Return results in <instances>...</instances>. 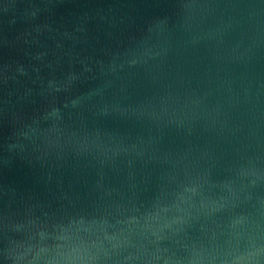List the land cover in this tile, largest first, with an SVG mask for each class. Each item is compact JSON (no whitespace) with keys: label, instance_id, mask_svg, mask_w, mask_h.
Here are the masks:
<instances>
[{"label":"water","instance_id":"1","mask_svg":"<svg viewBox=\"0 0 264 264\" xmlns=\"http://www.w3.org/2000/svg\"><path fill=\"white\" fill-rule=\"evenodd\" d=\"M0 264H264V0H0Z\"/></svg>","mask_w":264,"mask_h":264}]
</instances>
